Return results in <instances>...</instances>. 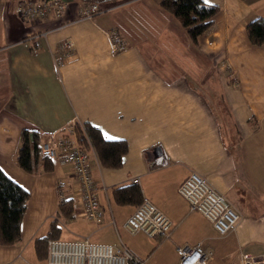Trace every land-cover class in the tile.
<instances>
[{"label": "crops", "instance_id": "crops-1", "mask_svg": "<svg viewBox=\"0 0 264 264\" xmlns=\"http://www.w3.org/2000/svg\"><path fill=\"white\" fill-rule=\"evenodd\" d=\"M18 1L0 0V167L30 198L19 241L0 240V264L39 262L36 239L59 216L61 182L79 213L69 225L88 229L79 240L125 244L147 264H178L177 247L199 242L212 253L208 264H242L243 254L264 264V44L247 32L264 18V0H205L219 11L197 41L162 0L98 1L107 10L85 19L78 7L86 0H69L61 20L37 21L15 15ZM112 29L126 44L122 52L111 49ZM66 39L74 42L73 55L57 65L54 52ZM86 122L128 145L123 165L109 168L88 144L100 222L83 212L71 162L52 159L51 170L35 173L17 162L24 130L40 131L45 141L73 123L84 130ZM191 172L205 176L241 215L235 230L221 235L191 210L178 191ZM135 178L172 220L169 236L150 238L126 226L137 205L118 204L112 192ZM104 230L119 243L96 236Z\"/></svg>", "mask_w": 264, "mask_h": 264}, {"label": "built area", "instance_id": "built-area-1", "mask_svg": "<svg viewBox=\"0 0 264 264\" xmlns=\"http://www.w3.org/2000/svg\"><path fill=\"white\" fill-rule=\"evenodd\" d=\"M69 4V0H19L14 7V13L22 21L61 20L68 11ZM106 10L107 7L101 6L98 1L86 0L80 2L78 15L83 19L92 18ZM45 33L37 32L33 36L37 37ZM108 36L113 52H122L126 49V44L115 29L109 30ZM73 51L72 40L66 39L60 42L54 52L55 63L59 65L67 60L73 55ZM56 133L43 141L42 154L51 159L60 158L73 164L83 212L90 221L100 222L104 218V210L98 199L90 154L80 142L76 124L65 127L58 137ZM133 181L138 182L139 178ZM178 191L187 200L191 210L203 214L213 223L219 234L226 235L236 229L241 215L205 176L191 172L179 185ZM126 226L132 233L143 232L148 237L154 238L169 236L173 222L163 210L145 197L127 219ZM177 254L178 264H208L212 256L202 242L195 245H180L177 247ZM257 263L255 256L242 255V264ZM37 264H147V262L125 244L115 246L89 240L55 239L50 242L47 259Z\"/></svg>", "mask_w": 264, "mask_h": 264}, {"label": "trees", "instance_id": "trees-1", "mask_svg": "<svg viewBox=\"0 0 264 264\" xmlns=\"http://www.w3.org/2000/svg\"><path fill=\"white\" fill-rule=\"evenodd\" d=\"M104 1V0H92ZM162 7L173 14L186 29L194 41L202 36L214 23L219 8L205 0H162ZM249 38L254 44H264V18L256 19L247 27ZM80 129V142L84 148H94L104 166L120 168L124 162L128 145L124 139L108 138L102 130L89 124ZM85 133V134H84ZM79 135V133H78ZM43 134L38 131L24 130L21 134L20 147L17 151L18 164L30 173L49 171L53 168L52 159L42 154ZM63 183L59 184L60 209L51 223L49 232L36 239V252L39 262L47 259L49 245L52 240L61 239L62 228L59 217L70 220L77 215V206L72 197H67ZM115 202L120 205L135 204L137 207L143 202L144 196L141 186L137 182L114 188L112 192ZM30 192L21 184L9 178L0 167V240L3 244L17 243L21 237V223L27 209Z\"/></svg>", "mask_w": 264, "mask_h": 264}, {"label": "rangeland", "instance_id": "rangeland-1", "mask_svg": "<svg viewBox=\"0 0 264 264\" xmlns=\"http://www.w3.org/2000/svg\"><path fill=\"white\" fill-rule=\"evenodd\" d=\"M88 1H91V0H88ZM115 1L116 0H110V1H107V2L114 3ZM104 2H106V1H104ZM100 4L103 5V2H100ZM185 34H187V33H185ZM186 38H188V37H186ZM77 214H79L78 211H77ZM55 217H57V215H55ZM70 221H71L70 219L65 218V217H63V220L62 219L59 220V225L62 228L61 239H63V240H65V239L79 240V239L85 238L83 236H86V234H87V231H88L87 226H83L82 224L69 225ZM63 229H64V231H63ZM102 235L109 236L110 238H112V242H115L116 239H117V241H118L117 243H119L118 235L116 233L112 232V231L104 230L102 232H99L96 236H102ZM120 235H121L122 240L126 242V235H125V231L124 230H120ZM145 240H146V238L143 235H139V241L140 242H143ZM89 241L97 242L98 240H96L95 236H94L91 239H89Z\"/></svg>", "mask_w": 264, "mask_h": 264}, {"label": "snow or ice", "instance_id": "snow-or-ice-1", "mask_svg": "<svg viewBox=\"0 0 264 264\" xmlns=\"http://www.w3.org/2000/svg\"><path fill=\"white\" fill-rule=\"evenodd\" d=\"M110 139L112 138V137H109Z\"/></svg>", "mask_w": 264, "mask_h": 264}, {"label": "bare ground", "instance_id": "bare-ground-1", "mask_svg": "<svg viewBox=\"0 0 264 264\" xmlns=\"http://www.w3.org/2000/svg\"><path fill=\"white\" fill-rule=\"evenodd\" d=\"M238 213V212H237ZM239 214V213H238Z\"/></svg>", "mask_w": 264, "mask_h": 264}]
</instances>
